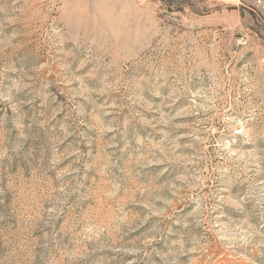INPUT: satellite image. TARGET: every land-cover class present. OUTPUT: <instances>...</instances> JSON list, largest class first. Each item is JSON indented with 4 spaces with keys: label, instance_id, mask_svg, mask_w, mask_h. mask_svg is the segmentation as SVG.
<instances>
[{
    "label": "rangeland",
    "instance_id": "374dc122",
    "mask_svg": "<svg viewBox=\"0 0 264 264\" xmlns=\"http://www.w3.org/2000/svg\"><path fill=\"white\" fill-rule=\"evenodd\" d=\"M0 264H264V0H0Z\"/></svg>",
    "mask_w": 264,
    "mask_h": 264
}]
</instances>
